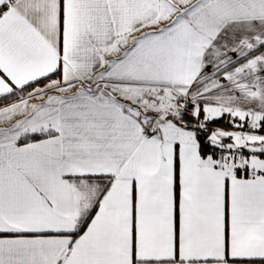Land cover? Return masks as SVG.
Segmentation results:
<instances>
[{"label": "snow or ice", "instance_id": "snow-or-ice-1", "mask_svg": "<svg viewBox=\"0 0 264 264\" xmlns=\"http://www.w3.org/2000/svg\"><path fill=\"white\" fill-rule=\"evenodd\" d=\"M0 264H264V0H0Z\"/></svg>", "mask_w": 264, "mask_h": 264}]
</instances>
